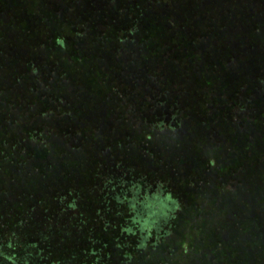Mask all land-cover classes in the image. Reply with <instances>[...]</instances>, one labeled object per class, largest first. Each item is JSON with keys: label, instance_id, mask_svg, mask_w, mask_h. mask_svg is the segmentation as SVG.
<instances>
[{"label": "rangeland", "instance_id": "rangeland-1", "mask_svg": "<svg viewBox=\"0 0 264 264\" xmlns=\"http://www.w3.org/2000/svg\"><path fill=\"white\" fill-rule=\"evenodd\" d=\"M25 1L0 0V235L16 239L19 255H32L36 264L195 263L202 245V219L195 211L202 198L195 190L215 189L222 180L219 168L203 160L220 164L222 152L231 153L240 140L228 129L224 133L229 121L249 131L246 124L255 126L261 105L264 110V0ZM144 26L152 34L163 30L151 51L164 45L170 60L142 58L149 46L136 33ZM178 31L199 49L196 55L177 57L188 49L164 35ZM117 32L129 39L119 43ZM209 57L214 67L202 73L197 63ZM224 63L239 82L230 104ZM205 94L212 103L207 110ZM146 126L147 139L139 135ZM33 137L50 143L34 145ZM252 161L250 156L247 163ZM129 172L158 180L141 182L150 185L146 189L139 177L127 182ZM243 176L251 179L242 188L251 212L220 211L226 225L203 237L211 238L215 253L228 256L227 264H264V230L258 234L264 166H249ZM120 180L132 190L131 212L148 213L160 203L173 212L178 206L168 192L180 198L187 210L177 230L164 210L151 229L133 220L126 226ZM148 198L156 206L149 207ZM169 233L172 240L142 251L128 239L153 245ZM0 245L10 261L6 242L0 239Z\"/></svg>", "mask_w": 264, "mask_h": 264}, {"label": "trees", "instance_id": "trees-1", "mask_svg": "<svg viewBox=\"0 0 264 264\" xmlns=\"http://www.w3.org/2000/svg\"><path fill=\"white\" fill-rule=\"evenodd\" d=\"M27 1H25V3H27ZM14 2H10L8 4H6V7H9L10 5L12 6ZM187 10L192 11V9H194V5L193 3H189L188 5H186ZM53 13L50 12L49 16H52ZM67 21V20H66ZM68 23H64V25L66 26ZM128 29V28H127ZM137 27H134L133 29H131V31H134V33H136L138 30H136ZM147 28V27H143L140 28L139 32L136 34H140V37H142V45L144 47L145 44H147L148 48V54H147V50H146V46L145 51H141V56L142 58L145 56H150V57H159V56H163V59L165 57V60H170V57L165 56V54L163 53V46L164 45H157V47L155 48V51H151V45L159 38L157 37V35L159 34V32H162L163 30L160 29V27H158L157 29L153 30L154 34H152V31ZM136 30V31H135ZM148 30V31H147ZM58 36L60 35L57 34ZM131 34H129L128 36H130ZM165 37L168 38L169 42L172 43L175 46H179V47H186L188 49V51L185 53H181L180 55H178L177 51H176V55H178V58H188L189 56L195 55L199 52V49H197V47L194 48V46L189 42V40L187 38H183L182 36V32L176 33L173 37H169L167 35H164ZM115 40L119 41V43H124L126 39L125 34L123 35L120 34V32H117L115 34ZM201 37V36H200ZM199 37V38H200ZM203 37V36H202ZM105 38H109L108 36H106ZM198 38V40H199ZM181 40V41H180ZM110 41H112V39H110ZM187 43V44H186ZM155 47V46H154ZM153 47V48H154ZM152 48V49H153ZM195 49V51H194ZM162 61V60H161ZM213 60L211 57H209V60H207V62L205 61L204 63L200 64L197 63L199 65V70H202V73L205 71H210L211 68L214 67L213 64ZM224 69L226 71V74L229 76L230 79H228V81L225 82L224 84V89L226 90V93L224 92V94H231L230 96V101L228 102V104L231 103V101L234 98V93L236 90V86L239 84L238 80L233 77L235 74H233V72L229 69V66L226 65V63H224ZM199 71V72H200ZM231 73V74H230ZM214 74V72L212 73ZM226 74H222V75H226ZM236 76V75H235ZM219 78V77H218ZM218 78H214L215 81H212L210 79V83L213 87L217 85L218 82ZM181 80L182 79H178ZM174 85H177V83H172ZM208 84V85H209ZM172 86V85H171ZM168 92V91H167ZM167 96V95H166ZM226 96V95H225ZM205 101L203 102V106H205V109H210L212 106H209L211 103L210 97H207V95L205 94ZM233 102V101H232ZM259 102H263L262 100H259L257 102L258 105L263 104V103H259ZM233 105V104H232ZM263 105H261V110L259 111V113L256 114L255 116V120H254V125L253 126V122L251 123H247L245 128L248 129L249 131H239L237 129V126L232 122L229 121V126H227V128L225 127L224 133L227 131L231 132V135H235L237 137L240 138L239 141L233 142V146L232 148H234V151H232L231 153H227V151L222 152L223 157L220 158L219 162L220 164H214L215 160H211L212 158H204L203 162L206 164V166H212L215 168H219L220 172V176H221V182L218 184V187L215 189H210V188H205V183L206 181H202L203 185L201 187V189L204 190H199L196 191L195 190V196L196 197H201L202 201L201 202H196L195 200V208L198 212V214L201 216L202 219V226L201 229L199 230L200 236L202 237V245L200 246V248L198 249V253L195 254V263L193 264H227L228 263V256H224V253L222 252H218L215 253V250H213V246L211 244V238H207V237H203V236H211L210 234V230L212 227H216V228H221L222 226L226 225V222H224L223 219H221L218 215V213L222 210H226V209H230V213L233 215H238V214H248L249 212H251L252 210V202L251 200L246 199L247 195L246 192L244 190H242L243 186L246 185V183L249 185L251 179L249 178V176H247V182H245V177L244 172L246 170L247 167L249 166H256V165H262L264 166V142L261 140V137H256L255 132L252 131L251 127H255L256 129H260V133L264 134V110H262ZM247 120V119H246ZM248 121V120H247ZM148 125V123L146 124ZM147 126L146 129H144L142 132L139 133V135H142L143 138L147 139L148 137V133H147ZM146 131V132H145ZM155 129H152V127L150 128V132H154ZM137 132V131H136ZM143 133V134H142ZM138 134V132H137ZM249 139V140H248ZM32 143L34 145L37 146H48L50 142L46 141V140H40V139H35V137L32 138ZM236 148L238 149V151L236 150ZM244 150V153H242V151ZM252 156L253 157V161L251 164L247 163V159ZM262 156V157H261ZM212 161V163L210 162ZM222 164V165H221ZM131 174L129 175L130 179L127 180V182L129 183H133L134 181V177H139L137 179L140 180V184L141 187L143 185H148V184H142L141 182H143L144 180H147L148 182H156L158 179L155 180H148L146 177H141V176H133L132 173H128ZM264 179V178H263ZM160 180H163V177L160 178ZM121 183L120 185V191H118L117 196L119 198V200L122 201V203H124L126 205L127 208V213L126 215V226H128V224L130 223V221L133 223H137L140 224L142 227L151 229L153 227V223L156 221V219H158V217L161 213L162 210L163 213L165 212V214H170L169 219L167 221V223L169 222V225L172 229V231H176L177 227H178V222L180 219V216L183 212V209L187 210L185 204H183L180 200V198H177L175 196H173V194L169 191L168 192V196L174 197V201L177 203L176 209L171 210V205L168 204H164V203H160L159 207L156 209H152L151 211H148V213H144L143 211L141 212L139 209L134 208L131 212L132 206L129 203V195L132 194V190L127 187L126 181L125 180H120L119 181ZM164 182V181H163ZM145 183V182H144ZM231 184H237L238 188H240V191H238V188H232ZM152 185H156V184H152ZM150 187V185H148L146 187V189H148ZM168 189V188H166ZM231 189V190H230ZM169 190V189H168ZM217 193H219L221 195V197H219V201L217 203H212L210 202V200L217 195ZM189 194L194 196V190H191V193L189 192ZM230 195V196H229ZM170 197V198H171ZM243 199H246V202H244ZM232 205H230V203ZM146 203L148 204V206L151 208L153 206H156V204H154L151 200H146ZM150 204V205H149ZM244 208V210H242ZM142 214H140V213ZM261 212H264V206L260 207L259 209V215H261ZM132 215V216H131ZM172 215V216H171ZM168 217V216H167ZM216 218H220L221 219V223L218 226H215L213 221H216ZM167 220V218H166ZM259 227L261 228L262 232H259L258 234L261 236L263 235V230H264V224L260 223ZM261 233V234H260ZM172 235V233H169L168 235H164L161 236L159 239L154 240V244L153 245H147V243H145L143 240H141L140 238L138 239V242H136V239L134 236H128V239L131 240V237H133V243H135L134 248L137 249V251H142V250H146V249H155V245L161 244L162 241L164 240H172V238L170 237ZM136 236V235H135ZM0 239H2L3 241L6 242V249H4V253L6 255H12V257L10 258V261L7 259V257L4 258L3 254L0 253V264H25V260H27V264H36L35 261H33L32 259V255L26 254V255H22L20 256V250L19 247V243L16 239L14 238H8L7 234L5 235H0ZM7 240L9 241V244L7 246ZM152 240V237L151 239ZM219 241H221V238L219 239ZM139 244V245H138ZM223 244V243H222ZM261 245V244H259ZM258 245V246H259ZM262 246H264V244H262ZM1 247V245H0ZM133 247V246H132ZM1 250V249H0ZM8 253V254H7ZM26 257V258H25ZM231 259H234V255L233 256H229ZM260 258H262L264 260V252L263 254L259 255ZM220 258V259H218ZM180 264H186V263H180ZM230 264H232V260L230 262Z\"/></svg>", "mask_w": 264, "mask_h": 264}]
</instances>
